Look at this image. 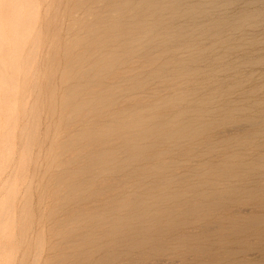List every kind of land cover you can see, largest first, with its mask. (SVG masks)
<instances>
[{"label": "rangeland", "instance_id": "1", "mask_svg": "<svg viewBox=\"0 0 264 264\" xmlns=\"http://www.w3.org/2000/svg\"><path fill=\"white\" fill-rule=\"evenodd\" d=\"M24 1L0 0V264H264V159L256 158L264 153V65H252L264 60V43L249 48L247 40L240 48L238 35L202 36L191 25L195 19L168 23L184 35L167 38L166 47L153 44L158 62L135 72L143 80L128 101L142 104L141 118H127L110 107L121 96L112 93L130 84L114 81L119 70L80 72L114 49L108 37L120 38L95 24L117 0ZM243 7L235 2L219 15L227 19ZM125 15L117 12L113 20ZM258 25L254 33L262 39L264 24ZM155 27L150 30L163 32ZM169 47H176L177 59L164 58ZM145 51L129 57L141 61ZM230 101L240 109L232 112ZM170 114L177 115L170 125L191 121L199 129L162 144L167 129L149 130L145 123L162 124ZM251 120L262 123L250 126ZM207 123L213 129H200ZM138 130L148 139H135ZM120 135L128 144L118 143ZM125 145L142 154L132 155ZM143 153L151 157L144 160Z\"/></svg>", "mask_w": 264, "mask_h": 264}, {"label": "bare ground", "instance_id": "2", "mask_svg": "<svg viewBox=\"0 0 264 264\" xmlns=\"http://www.w3.org/2000/svg\"><path fill=\"white\" fill-rule=\"evenodd\" d=\"M24 1V0H23ZM33 1V0H32ZM100 1V0H99ZM235 2H242L244 4V7L243 9H241L240 11L238 12H233L234 15H231V17H228L227 19H225L226 17L223 16V14L219 15V13H223V12H227V10L229 9H232L233 5L235 4ZM25 3V1H24ZM17 4H18V0H17ZM105 4V3H104ZM110 4V3H109ZM33 5V4H32ZM241 5V4H240ZM182 6H184L185 10L184 11H181L182 10ZM17 7V6H16ZM31 7V6H30ZM253 7V10H249L250 8L252 9ZM25 8V7H24ZM27 8V7H26ZM101 8V7H100ZM106 9V8H105ZM240 9V8H239ZM238 9V10H239ZM32 10V9H31ZM27 11V10H26ZM35 11V10H34ZM103 11V10H102ZM234 11V9H233ZM25 12V11H24ZM124 13L126 14L125 15V20L123 21H119L117 23H115V21L113 20V16L115 13ZM121 15V14H120ZM30 16V15H29ZM123 18V17H122ZM200 18H207L210 23H198L197 21L195 22L196 19H200ZM224 18V19H223ZM177 19H181V20H194L193 23H191V25L193 26V29H197L199 32L202 33V36H208L209 38H213V37H222L223 35H226L228 36V40H230V38H234L236 35L240 36L239 39L237 40V43L239 44L240 48L244 45H246V41L249 40V48L250 47H253V46H256V45H259L260 43H264V27L262 28V39H258L257 38V34L254 33V29H257L259 27V23H262L264 24V0H255V1H247V0H117L116 2L114 3H111L110 5H108L107 9L103 12V14L99 15L98 18L96 19V22L95 24L96 25H101L103 26L104 30L108 32H112L115 30V32H119L121 35L120 38H113L112 36L108 39L107 41L110 42V43H113V48L112 50L108 51V52H105V55L103 57L105 58H101V59H97L96 62L90 66V68H88V70L85 72L83 70L80 69V72L82 71V73H86L88 74L89 72L95 70L96 69H99L100 72H102L104 70V72L106 70H111V69H117L119 70L118 73H116L115 75H113V79L114 81H120L121 83H130L129 84V87H124L123 90H120V91H116V92H111L112 95H115V94H118V93H121V96L119 95V97L113 101L111 104H110V107L111 106H114V107H119L118 108V111L115 113L116 115H120L122 117H127V118H130L132 117L133 119L134 118H137V117H140L139 116V109L141 108L142 104L141 103H136V102H133V101H130L128 103L129 100H133L134 97H131L130 93L135 89H137L138 87H140L139 85V81H142L143 78L141 79L140 77H142L140 75V72L138 73H135L139 70H143V68L145 66L147 67H151L153 66L154 64H156L158 61L157 57H155V55H152V54H156L158 51L157 49L153 48V44L155 42H163V45L166 43V39L167 38H172V36H183V30L182 28H171L170 29V26H168V23L174 21V20H177ZM9 22H10V19H9ZM33 23V22H32ZM156 26L155 28H161L162 29V33H157V32H154L150 30V28ZM188 30V29H187ZM186 30V31H187ZM101 31V30H100ZM21 32V31H20ZM92 30H88L87 31V34H92ZM189 33V32H188ZM186 35H187V32H186ZM94 36V35H93ZM115 36V35H114ZM2 38V37H1ZM187 38V37H186ZM181 39V38H180ZM201 39V38H200ZM7 41V40H6ZM19 41V40H18ZM75 41V40H73ZM191 41V40H190ZM189 41V42H190ZM31 42V41H30ZM192 42V41H191ZM190 42V43H191ZM201 42V41H199ZM76 43V41H75ZM74 43V44H75ZM118 43V45L116 44ZM189 43V44H190ZM6 44V43H5ZM21 44V43H20ZM29 44H32V43H29ZM185 44V43H184ZM192 44V43H191ZM195 44V43H194ZM203 44V43H202ZM76 45V44H75ZM96 45H97V42H96ZM102 45V43H101ZM110 45V44H108ZM172 45V44H171ZM183 45V44H182ZM181 45V46H182ZM205 45V44H204ZM202 45V46H204ZM34 46V45H33ZM86 46V45H85ZM99 46V45H98ZM97 46V47H98ZM165 46V45H164ZM198 46V45H196ZM3 47V46H2ZM91 47V45H90ZM166 47V46H165ZM200 47V46H199ZM34 48V47H33ZM71 48V47H70ZM176 47H169L168 49H164L162 50V53L166 54V56L164 58H167L168 60H171L173 58H176L177 57V54L176 53ZM179 48V46H178ZM186 48V47H185ZM198 48V47H197ZM222 48V47H221ZM231 48V47H230ZM246 48V47H245ZM255 48V47H254ZM258 48V47H257ZM5 49V48H4ZM90 49V48H89ZM184 49V48H183ZM200 49V48H199ZM209 49V48H208ZM211 49V48H210ZM99 50V49H98ZM146 50V51H145ZM182 50V49H181ZM204 50V49H202ZM6 51V50H5ZM4 51V52H5ZM100 51V50H99ZM140 51H145L144 53L146 54V57H143V59H145V61H143V59L139 62V61H134L132 62V59L129 57V56H139L140 55ZM211 51V50H209ZM218 52V51H217ZM2 53V52H1ZM104 53V52H103ZM184 53V52H183ZM5 55V53H3ZM219 54V53H218ZM252 54V53H251ZM7 55V53H6ZM19 55V54H18ZM67 55V54H66ZM157 55V54H156ZM186 55V54H185ZM215 55V54H214ZM245 55V54H244ZM94 56V55H93ZM161 56V55H160ZM159 56V57H160ZM192 56V55H191ZM195 56V55H194ZM199 56V55H198ZM217 56V55H216ZM219 56V55H218ZM221 56V55H220ZM223 56V55H222ZM183 57V56H182ZM244 57V56H243ZM5 58V57H4ZM120 58V59H119ZM163 58V57H162ZM163 58V59H164ZM200 58V57H199ZM7 59V57H6ZM131 59V60H130ZM177 59V58H176ZM166 61V59H164ZM7 61V60H5ZM20 61V60H19ZM28 60H26L27 62ZM172 61V60H171ZM174 61V60H173ZM179 61V60H178ZM196 61V60H195ZM204 61V60H202ZM223 62V61H222ZM82 63V61H81ZM195 63V62H194ZM209 63V62H208ZM25 64V63H24ZM74 64V63H73ZM173 64V62H172ZM210 64V63H209ZM27 65V63H26ZM85 65V64H84ZM177 65V64H176ZM186 65V64H185ZM189 65V64H188ZM205 65V64H203ZM233 65V64H232ZM252 65H256V66H260V65H264V60H258L256 61L254 64ZM87 66V65H86ZM159 66V65H158ZM183 66V65H182ZM23 67V66H22ZM72 67V66H71ZM74 67V66H73ZM155 68V66H153ZM168 67V66H167ZM170 67V66H169ZM178 67V66H177ZM193 67V66H192ZM198 67V66H196ZM206 67V66H205ZM234 67V66H233ZM244 67V66H243ZM26 68V67H25ZM24 68V70H26ZM208 68V67H207ZM1 69V67H0ZM9 69V68H8ZM23 69V68H22ZM74 69V68H73ZM76 69V68H75ZM179 69V68H178ZM194 69V68H193ZM98 70V71H99ZM210 70V69H209ZM225 70V69H224ZM231 70V69H230ZM3 71V69L1 70ZM73 71V70H72ZM114 71V70H113ZM172 71V70H171ZM192 71V70H191ZM217 71V70H216ZM232 71V70H231ZM4 72V71H3ZM27 72V70H26ZM146 72V71H145ZM176 72V71H175ZM2 73V72H1ZM76 73V71H75ZM92 73V72H91ZM159 73V72H158ZM211 73V72H210ZM216 73V72H215ZM218 73V71H217ZM216 73V74H217ZM20 74V73H19ZM219 74V73H218ZM242 74V73H241ZM2 75H4V73H2ZM23 75V74H22ZM26 75V74H25ZM76 75V74H75ZM105 75V74H104ZM187 75V74H186ZM83 76V75H82ZM88 76V75H87ZM91 76V75H90ZM154 76V74H153ZM194 76V75H193ZM201 76V75H200ZM2 77V76H1ZM24 77V75H23ZM75 77V76H74ZM79 77V75H78ZM94 77V76H93ZM97 77V76H96ZM95 77V78H96ZM101 77V76H100ZM180 77V76H179ZM195 77V76H194ZM199 77V76H198ZM4 78V76H3ZM80 78V77H79ZM78 78V79H79ZM84 78V77H83ZM89 78V77H88ZM87 78V79H88ZM148 78V77H147ZM153 78V77H152ZM163 78V77H161ZM193 78V77H192ZM6 79V83L7 82V78ZM26 79V77H25ZM106 79V78H105ZM2 80V79H1ZM22 80V79H21ZM131 80V81H130ZM170 80V78H169ZM172 80V78H171ZM189 80V77L188 79ZM24 81V80H23ZM78 81L77 78L75 80V82ZM94 81V80H93ZM106 81V80H104ZM184 81V80H183ZM240 81V80H239ZM79 82H80V79H79ZM84 82H87L85 81V78H84ZM181 82V81H180ZM191 82V81H190ZM228 82V81H227ZM78 83V82H77ZM97 83V81H96ZM238 83V82H237ZM73 84V83H72ZM82 84V83H81ZM86 84V83H85ZM100 84V83H99ZM107 84V82H106ZM110 84V83H109ZM113 84L115 85V83L113 82ZM119 84V83H118ZM194 84V83H193ZM227 84V83H226ZM241 84V83H240ZM9 85V84H8ZM74 85V84H73ZM91 83L89 84V87L92 89L91 86ZM96 85V84H95ZM101 85V84H100ZM162 85V84H161ZM167 85V84H166ZM192 85V84H191ZM102 86V85H101ZM99 86V87H101ZM109 86V85H108ZM107 86V87H108ZM116 86V85H115ZM121 86V85H120ZM155 86V85H154ZM159 85H157L158 87ZM190 86V85H189ZM225 86V85H224ZM241 86V85H240ZM10 87V86H9ZM65 87V86H64ZM88 87V86H87ZM146 87V86H145ZM144 87V88H145ZM150 87V86H149ZM170 88L172 87L171 85L169 86ZM227 87V86H226ZM82 88H85L82 87ZM95 88L99 89L98 87L95 86ZM106 88V87H105ZM122 88V87H120ZM119 88V89H120ZM183 89V88H182ZM218 89V88H217ZM84 90V89H83ZM116 90V89H115ZM191 90V89H190ZM75 89H70L68 90V92L70 94H73L75 95L76 93L74 92ZM81 91V90H80ZM92 91V90H91ZM90 91V92H91ZM100 91V90H99ZM103 91H107L106 89H104ZM109 91H111V88L109 89ZM148 91V90H147ZM151 91V90H150ZM185 91V90H184ZM235 91V90H234ZM10 92V91H9ZM19 92V91H18ZM74 92V93H73ZM78 92V91H77ZM82 92V91H81ZM88 92V91H87ZM135 92V91H134ZM152 92L154 93L155 91L152 90ZM165 92V91H164ZM229 92V91H228ZM245 92V91H243ZM242 92V93H243ZM252 92H255V90H253ZM141 93V92H140ZM139 93V94H140ZM171 93V92H170ZM179 93V92H178ZM198 93V92H197ZM87 94V93H85ZM90 94V93H89ZM88 94V95H89ZM95 94V93H94ZM93 94V95H94ZM98 94V93H97ZM109 94V93H108ZM160 94V93H159ZM208 94V93H207ZM241 94V93H239ZM103 95V93H102ZM106 95V94H105ZM111 95V94H110ZM149 95V94H148ZM154 95V94H153ZM169 95V93L167 94ZM179 95V94H178ZM190 95V94H189ZM79 96V95H78ZM81 96V95H80ZM96 96V95H95ZM94 96V98H95ZM140 96V95H138ZM183 96V95H182ZM196 96V94H195ZM219 96V95H218ZM242 96V95H241ZM251 96V95H250ZM71 97V96H70ZM90 97V95H89ZM98 97V95H97ZM99 97H103V96H99ZM107 97V96H105ZM142 97V96H141ZM150 99H151V95H149ZM156 97V96H155ZM154 97V99H155ZM192 97V96H190ZM212 97V96H211ZM66 98V97H65ZM73 98V97H72ZM82 98H83V95H82ZM87 98V97H86ZM114 98V96H113ZM130 98V99H128ZM133 98V99H131ZM144 97H142L143 99ZM146 98V97H145ZM182 98V97H181ZM67 99V98H66ZM66 99L64 101H66ZM96 99V98H95ZM102 98H100L101 100ZM105 99V98H104ZM107 99V98H106ZM140 99V97H139ZM149 99V100H150ZM158 99V98H156ZM162 99V98H161ZM205 99V98H204ZM70 100V99H69ZM88 100V99H87ZM87 100H86V103H87ZM98 100V101H100ZM103 100V99H102ZM112 100V99H111ZM126 100V101H125ZM146 100V99H145ZM152 100V99H151ZM183 100V99H182ZM181 100V101H182ZM194 100V99H193ZM78 101V100H77ZM91 101H92V98H91ZM125 101V102H124ZM143 101V100H142ZM147 101V100H146ZM160 101V100H158ZM165 101V100H163ZM169 101V100H168ZM167 101V102H168ZM219 101V100H218ZM85 102V101H84ZM90 103V101H88ZM97 102V100H96ZM124 104V106H121L120 104ZM124 102V103H123ZM139 102V101H138ZM175 102V101H174ZM223 102V101H221ZM239 102V101H238ZM63 103V102H62ZM85 103V104H86ZM95 103V102H94ZM109 103V102H108ZM128 103V106L125 105ZM145 103V102H143ZM234 103L235 105H238V103H235V102H228V107H229V104H232ZM82 104V103H81ZM88 104V103H87ZM91 104H93L91 102ZM98 104V103H97ZM95 104V105H97ZM107 104V103H106ZM172 104V103H170ZM212 104V103H211ZM100 105V104H99ZM225 105V104H224ZM88 106V105H87ZM101 106H108L105 105V104H101ZM100 106V107H101ZM161 106V104H160ZM174 106V105H173ZM173 106L171 105V109H174ZM177 106V105H176ZM99 107V106H97ZM126 107V108H125ZM182 107V106H181ZM226 107V106H225ZM71 108V106L69 107ZM177 108V107H176ZM180 108V106H179ZM212 108V107H211ZM239 107H229V109L232 111V112H236V110L238 109ZM78 109V108H77ZM98 109V108H97ZM103 109V107H102ZM226 109V108H224ZM240 109V108H239ZM90 111V109H88ZM113 110V109H112ZM145 110V109H144ZM166 110V109H165ZM177 110V109H176ZM174 110V111H176ZM199 110V109H198ZM202 110V109H201ZM217 110V109H216ZM247 110V109H246ZM70 111V109L68 110ZM72 111V110H71ZM105 111V110H104ZM172 112V110H169ZM200 111V110H199ZM213 111V110H212ZM244 111V109H243ZM97 111H95L96 113ZM99 112V111H98ZM97 112V114H98ZM102 112V111H101ZM164 112V111H163ZM167 112V111H166ZM181 112V111H180ZM188 112V110H187ZM207 112V111H206ZM94 113V114H95ZM108 113V112H107ZM143 113V112H142ZM145 113V112H144ZM168 113V112H167ZM204 113V111H203ZM229 113V112H228ZM89 114V113H87ZM92 114V117H94L93 113ZM95 114V115H97ZM100 114V113H99ZM103 115L101 116H105L106 113H101ZM114 114V113H113ZM159 114H162V113H159ZM177 114V113H176ZM77 115V114H75ZM107 115H110L107 114ZM106 115V116H107ZM112 115V114H111ZM145 115V114H144ZM175 115V114H174ZM74 116V115H72ZM79 116V115H78ZM146 116V115H145ZM172 115H168L167 117H169L168 121L164 120L165 122L162 123V124H155V122L152 124V125H146L145 123V127L146 129H153V130H161V131H164V128L167 129L168 133L167 132H164V138H162V144H165V139L167 140H171V138L173 137V135H179L182 131H185L187 130L188 131H194V130H198L199 127L198 126H195L191 121H181L179 123H176V124H173V125H170L169 123H172L173 120V117H174V120L177 118V115L176 116H173L171 117ZM189 116V115H188ZM209 116V115H208ZM218 116V115H216ZM80 117V116H79ZM78 117V118H79ZM85 117V116H84ZM89 116V120L90 118H92ZM111 118V116H109ZM108 117V119H109ZM119 117V116H118ZM117 117V118H118ZM165 117V115H164ZM193 117H194V114H193ZM72 118V117H70ZM81 118V117H80ZM103 118V117H102ZM116 118V119H117ZM141 118V117H140ZM149 118V116H148ZM163 118V117H162ZM85 119V118H84ZM88 119V117H87ZM146 119V118H145ZM253 119V118H252ZM82 120V119H81ZM96 120V119H95ZM100 120V118H99ZM113 120V118L111 119ZM130 120V119H129ZM147 120V119H146ZM150 120V118H149ZM149 120H147L149 122ZM162 120V119H161ZM247 120V119H246ZM245 120V121H246ZM98 121V120H97ZM104 120L102 121H98V122H103ZM109 121V120H108ZM140 121V120H139ZM138 120L134 121V123L138 122L137 125H143V122H140L139 123ZM236 121V120H235ZM77 123V121H75ZM74 122V124H75ZM82 122H86L85 120L82 121ZM107 122V121H106ZM111 122V121H110ZM109 122V123H110ZM113 122H115L113 120ZM208 122V121H207ZM210 122V121H209ZM249 122V121H248ZM87 123V122H86ZM95 123V121L93 122ZM92 123V124H93ZM105 123V121H104ZM133 123V124H134ZM158 123V122H157ZM160 123V122H159ZM195 123V122H194ZM206 123V122H205ZM260 123H262L261 121H258V120H251L250 121V126H259ZM79 124V123H78ZM90 124V123H89ZM120 124V123H119ZM126 124V123H125ZM129 124V123H128ZM127 124V125H128ZM98 125V124H97ZM136 125V126H137ZM211 123H207L205 125H201L200 126V129H205V128H210L211 127ZM94 126V125H93ZM131 126V125H130ZM134 124V126H131V128H137ZM77 127V126H76ZM96 127V126H95ZM115 127V126H114ZM121 127L124 129H126V126H123L121 125ZM119 127V128H121ZM248 127V126H247ZM93 128V127H92ZM102 128V127H101ZM212 128V127H211ZM250 128V127H248ZM108 129L110 130H114L115 128L113 127H109L108 126ZM128 129V128H127ZM142 129V128H141ZM145 129V128H144ZM213 129V128H212ZM85 130V128H84ZM94 130V128L92 129ZM143 130V129H142ZM151 130V131H153ZM206 130V129H205ZM210 130V129H209ZM249 130V129H248ZM86 131V130H85ZM84 131V133H86ZM97 131V130H96ZM100 131V130H99ZM97 131V132H99ZM101 131H103L101 129ZM117 131V130H116ZM125 131V130H124ZM253 131V128L249 130V132H252ZM118 132V131H117ZM133 132V131H132ZM149 132V131H147ZM146 132V133H147ZM156 132V131H155ZM186 132V133H187ZM34 133V132H33ZM95 133V132H94ZM102 133V132H101ZM105 133V131H104ZM150 133V132H149ZM208 133V131H207ZM139 130H138V134L134 135L135 139H140L141 137H143V135H146L147 137V134H140L142 136L139 135ZM162 134V133H161ZM194 134H196V132H194ZM211 134V133H210ZM209 134V135H210ZM221 134V133H220ZM95 135V134H94ZM149 135V134H148ZM153 135V134H152ZM152 135H150L151 137H153ZM184 135V134H183ZM193 135V134H191ZM207 135V134H206ZM212 135V134H211ZM254 133H250L248 134V136H253ZM78 136V135H77ZM76 136V137H77ZM120 141H118V143H127L128 144V140L125 139V137L123 135H120ZM133 136V135H132ZM131 136V137H132ZM149 136V138H150ZM156 136V135H154ZM158 136V135H157ZM156 136V137H157ZM196 136V135H195ZM86 137V136H85ZM155 137V138H156ZM185 137V136H184ZM187 137V136H186ZM191 137V136H190ZM198 137V136H197ZM201 137V135H200ZM215 137V136H214ZM81 138V137H80ZM84 138V135L83 137ZM179 138V137H178ZM108 139V138H107ZM116 139V138H115ZM148 139V137H147ZM157 139V138H156ZM180 139V138H179ZM178 139V140H179ZM185 139V138H184ZM85 140V139H84ZM146 140V139H145ZM153 140V139H151ZM151 140H150V143H151ZM173 140V139H172ZM177 139L175 138V141ZM182 140V139H181ZM180 140V141H181ZM193 140H194V137H193ZM209 140V139H208ZM212 139H210L211 141ZM111 141V139L109 140ZM148 141V140H147ZM155 141V140H154ZM157 141V140H156ZM160 141V140H159ZM215 141V140H214ZM88 142V140L86 141ZM108 142V141H107ZM164 142V143H163ZM168 142V141H167ZM179 142V141H177ZM80 143V142H79ZM78 143V144H79ZM118 143H115L114 145L115 146H120V147H123L122 145L118 144ZM155 144L157 142H154ZM171 143V142H169ZM189 143V142H188ZM208 143V142H207ZM68 144H71V143H68ZM84 144V142H83ZM152 144V143H151ZM154 144V145H155ZM173 144V142H172ZM178 144V143H176ZM184 144V143H183ZM181 144V145H183ZM212 144V143H209V145ZM64 145V144H63ZM67 145V144H66ZM81 145V144H80ZM84 145H87V144H84ZM140 145H142L140 143ZM185 145V144H184ZM193 145V144H192ZM83 146V145H82ZM143 146V145H142ZM153 146V144H152ZM163 146V145H162ZM175 146V145H174ZM191 146V145H190ZM227 146V145H226ZM237 146V145H236ZM240 146V144H239ZM242 146H244L242 144ZM65 147V146H64ZM86 147V146H85ZM88 147V146H87ZM86 147V148H87ZM96 147V146H95ZM112 147V146H111ZM151 147V146H150ZM181 147V146H180ZM213 147V146H211ZM210 147V148H211ZM228 147V146H227ZM226 147V148H227ZM233 147V146H232ZM247 147V146H246ZM257 148L260 147V145L256 146ZM67 148V147H66ZM93 148V147H92ZM117 148V151L120 149ZM161 148V147H160ZM174 147H172L171 149H173ZM187 148V147H186ZM207 148V147H205ZM76 149V147H75ZM101 149V148H100ZM143 149V148H142ZM151 149H153V147H151ZM150 149V150H151ZM82 150V149H81ZM92 150V149H91ZM99 150V148L97 149ZM125 150L127 151H130L131 153H133L132 155H141L142 152L141 150H139L137 152V149L133 147V145H128L126 147L125 145ZM182 150V148H181ZM60 151V150H59ZM85 151V148L84 150ZM82 151V152H83ZM176 151V150H175ZM62 152V151H61ZM70 152V151H68ZM122 152V151H121ZM152 152V151H151ZM170 152V151H169ZM178 152V151H177ZM186 152V151H185ZM184 152V153H185ZM78 153V152H77ZM130 153V154H131ZM181 153V152H180ZM172 154V153H171ZM64 155V154H62ZM67 155V154H66ZM106 155V154H105ZM144 156H142V158L147 159L148 157H151V155H147V154H144ZM173 155H176L173 153ZM127 156V155H126ZM124 156V158L126 157ZM99 157V156H98ZM227 157V156H226ZM63 158V157H62ZM65 158V156H64ZM64 158L62 160H64ZM85 158V157H83ZM102 158V157H101ZM128 158V157H127ZM257 160L263 158L264 159V153L260 156V158L256 157ZM123 159V158H122ZM133 159V158H132ZM60 160V159H59ZM70 160V159H69ZM97 160V159H96ZM119 160V159H118ZM106 161V160H105ZM117 161V160H116ZM151 161V160H150ZM174 161V160H173ZM120 162V161H119ZM148 162V161H147ZM163 162V161H162ZM248 162V161H247ZM81 162H79L80 164ZM87 164V162L85 163ZM113 164V163H112ZM115 164V162H114ZM151 164V163H150ZM159 164V163H158ZM121 165V164H120ZM124 165V164H123ZM121 165V166H123ZM139 166H141L140 164H138ZM161 165V164H160ZM88 166V165H87ZM163 166V165H162ZM161 166V167H162ZM82 169V168H81ZM132 169V168H131ZM130 169V170H131ZM140 169V168H139ZM172 169V168H171ZM84 170V168H83ZM121 172V171H120ZM227 172V171H226ZM132 173V172H131ZM134 173V171H133ZM132 173V174H133ZM68 174V173H67ZM72 174V173H71ZM135 174V173H134ZM126 175V174H125ZM140 175V173H139ZM74 176V175H73ZM122 176V175H121ZM156 178V177H155ZM182 178V177H181ZM187 178V177H186ZM63 179V177H62ZM135 179V178H134ZM131 180V179H130ZM136 180V179H135ZM134 180V181H135ZM140 181V179H139ZM156 181V180H155ZM153 181V182H155ZM85 183V182H84ZM84 183H82L84 185ZM126 183V182H125ZM123 184V183H122ZM127 184V183H126ZM125 184V185H126ZM129 184V183H128ZM158 184V183H157ZM89 185V184H88ZM81 186V185H80ZM115 186V185H114ZM121 186V185H119ZM161 186V184L159 185ZM168 186V185H167ZM112 187V186H111ZM154 187V186H152ZM87 187H85L86 189ZM110 188V187H109ZM147 188V187H146ZM112 189V188H111ZM148 189V188H147ZM153 189V188H152ZM82 190V189H81ZM112 191V190H111ZM122 191V189H121ZM153 191V190H151ZM115 192V191H114ZM108 193V192H107ZM113 193V192H111ZM155 193V192H154ZM104 195V194H103ZM141 195V194H140ZM168 195V194H167ZM114 196V195H113ZM100 197V196H99ZM97 197V198H99ZM96 198V199H97ZM93 200V199H92ZM133 200V199H132ZM91 201V200H90ZM98 201V200H96ZM101 201V200H100ZM102 202V201H101ZM98 203V202H97ZM110 203V202H109ZM137 204V203H135ZM95 205V204H94ZM92 206V205H91ZM113 206V205H112ZM114 207V206H113ZM112 207V208H113ZM138 209V208H137ZM133 210V208H132ZM135 210V209H134ZM105 211V210H104ZM121 212V211H120ZM127 212V211H126ZM110 214V213H109ZM129 214V213H128ZM100 215V214H99ZM111 215V214H110ZM124 215V214H123ZM122 217V215H121ZM69 222V221H68ZM109 222V221H108ZM74 223V222H73ZM107 223V222H106ZM113 223V222H112ZM102 224V223H101ZM110 224V223H109ZM94 226V225H93ZM109 226V225H108ZM115 226V225H114ZM105 227V225H104ZM95 228V226H94ZM99 229V227H98ZM95 230V229H94ZM117 232V231H116ZM114 234V233H113ZM120 235V234H119ZM115 236V235H114ZM111 237V236H110ZM81 241V240H80ZM79 241V242H80ZM84 241V240H83ZM74 242V241H73ZM77 242V241H76ZM34 246V245H33Z\"/></svg>", "mask_w": 264, "mask_h": 264}]
</instances>
